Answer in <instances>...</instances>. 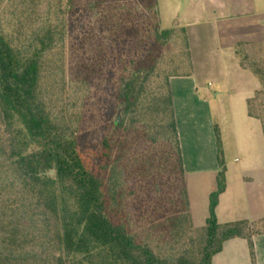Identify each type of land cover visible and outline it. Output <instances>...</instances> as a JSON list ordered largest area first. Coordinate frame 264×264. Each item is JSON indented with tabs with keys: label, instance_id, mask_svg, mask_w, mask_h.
<instances>
[{
	"label": "rangeland",
	"instance_id": "obj_1",
	"mask_svg": "<svg viewBox=\"0 0 264 264\" xmlns=\"http://www.w3.org/2000/svg\"><path fill=\"white\" fill-rule=\"evenodd\" d=\"M173 11L162 0H0L1 30L21 52L42 55L41 95L48 109L59 116L63 110L72 113L80 152L94 172L111 177L112 190L117 183L124 191L125 219L157 252L165 240L158 238L157 229L148 230L149 225L180 210L177 202L183 187L167 142L172 135L162 126L152 132L128 122L117 128L115 123L120 119V79L131 69L144 68L151 52H157L153 83L189 72L184 34L170 20ZM165 29L174 33L157 41L155 31ZM46 35L49 45L42 51L40 40ZM263 51L252 57L262 69ZM198 76L203 81L201 97L211 101L214 137L216 141L217 126L227 170L237 151L233 137L221 132L225 102L215 100L214 93L204 95L213 83L208 72L200 70ZM105 138L113 146L111 152L104 148ZM185 176L188 194L197 198L200 208L207 182H199L201 177L193 173ZM17 194L14 171L0 158V264H56L38 211L27 196Z\"/></svg>",
	"mask_w": 264,
	"mask_h": 264
},
{
	"label": "trees",
	"instance_id": "obj_2",
	"mask_svg": "<svg viewBox=\"0 0 264 264\" xmlns=\"http://www.w3.org/2000/svg\"><path fill=\"white\" fill-rule=\"evenodd\" d=\"M181 31L186 44L187 74H172L162 83H153L157 52H151L144 68L131 69L120 79L117 93L121 106L117 128L128 122L138 129L156 132L162 126L167 135H172L167 142L183 187L177 202L180 210L149 225L148 230L157 229L158 238L165 240L157 252L142 241V235L125 219L124 191L118 190L117 183L112 184V190L111 177L105 179L94 172L80 152L79 129L72 113L65 114L63 110L59 116L48 109L41 95V53L21 52L0 28V158L14 171L17 196H27L30 206L38 211L56 264H214L224 244L235 238L248 241L252 263L256 264L253 238L264 233V219L220 223L216 216L220 196L227 187L217 126L220 167L216 189L210 195L209 216L203 227L196 228L192 222L170 88L172 77L191 76L193 72L185 28L181 27ZM155 32L157 41H166L174 29ZM47 36L40 40L42 51L48 48ZM263 50L264 42L236 45L241 65L261 82V88L248 99L247 108L249 116L261 122L264 134V69L252 60ZM103 145L111 152L109 138L103 140Z\"/></svg>",
	"mask_w": 264,
	"mask_h": 264
},
{
	"label": "crops",
	"instance_id": "obj_3",
	"mask_svg": "<svg viewBox=\"0 0 264 264\" xmlns=\"http://www.w3.org/2000/svg\"><path fill=\"white\" fill-rule=\"evenodd\" d=\"M162 1L174 8L172 25L178 23L185 28L193 67L191 76L170 79L185 172L201 177L199 182H207L200 208L197 198L188 194L193 225L200 228L206 223L210 204L207 199L216 189L219 171L214 112L210 98L201 97L204 90L200 70L208 72L213 82L204 95L214 93L215 100L225 102L221 132L233 137L237 151L233 165L227 166V187L216 208L217 219L220 223L262 220L264 134L261 122L250 117L247 108L248 99L261 88V82L241 65L236 45L264 42V0ZM253 244L256 264H264V233L256 235ZM214 264H253L248 241H227Z\"/></svg>",
	"mask_w": 264,
	"mask_h": 264
}]
</instances>
